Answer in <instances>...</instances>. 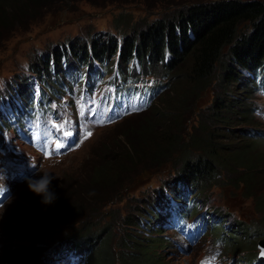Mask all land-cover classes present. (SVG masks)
<instances>
[{"label":"trees","instance_id":"1","mask_svg":"<svg viewBox=\"0 0 264 264\" xmlns=\"http://www.w3.org/2000/svg\"><path fill=\"white\" fill-rule=\"evenodd\" d=\"M69 1L0 0V45L17 28L26 29L27 23L37 20L39 14H52ZM108 4L119 5L117 8L137 4L144 18L157 11L151 19L134 23L130 30L124 27L117 32L121 40L119 53L125 62L136 57L146 70L154 71L153 65L165 68L164 72L167 69L173 94L167 90L163 94L167 98L164 102L162 95L158 105L144 111L140 118L149 120L140 126L135 118L126 117L128 119L121 122L114 133L117 136L120 132L124 139L119 134L114 146H111L114 139L103 146L104 161L88 163L81 169L83 172L80 170L60 184H52L58 196L52 205L42 204L41 197L27 189L24 200L7 214L22 229L34 228L28 247L11 248L6 242L9 227L1 229V240L8 253L6 258L15 264L43 250L46 242H34L41 238L37 236H43V229L51 221L66 220L85 206H91V210L99 207L103 198L124 179L123 173L130 175L147 158L156 165L162 159L166 161L145 173L170 164L178 168L186 180L195 185L200 183L201 188L221 171L228 173L231 180H242L247 193L256 184L259 188L255 190L264 187V153L256 149L257 144L248 137L254 127L251 83L243 78L250 67L264 64V0H170L166 4L162 0H108ZM96 35L106 36L111 41L94 39V57L99 58L98 55L117 47L114 35L104 31ZM71 40L78 43L72 45V49L79 50L80 61L87 65L91 61L87 38L75 36ZM165 47L171 52L167 63L163 62ZM58 48L59 45H54L40 57L37 51L31 57L30 68H47L50 60L59 62ZM240 86L244 90H239ZM205 91L211 94L210 98L196 105L193 100ZM158 134L160 140L155 142ZM149 142L157 146L149 150ZM106 166L114 169L112 176ZM116 180L119 183L114 186ZM253 196L255 207L263 216L264 193L253 190ZM130 227L134 231L127 232L123 248L118 252L121 262L167 264L158 251L160 243L154 237L141 236L136 231V222ZM111 232L109 227L105 235H100L97 241L100 250L94 264H113L106 244ZM86 243H92V236ZM23 252L27 255H22Z\"/></svg>","mask_w":264,"mask_h":264},{"label":"rangeland","instance_id":"2","mask_svg":"<svg viewBox=\"0 0 264 264\" xmlns=\"http://www.w3.org/2000/svg\"><path fill=\"white\" fill-rule=\"evenodd\" d=\"M169 1L170 0H162V2L165 4L168 3ZM117 7L120 6L108 4V0H71L67 3L65 7H60L59 9L55 10L52 14H44V15L39 14L37 16V20L35 21L31 20L32 22L29 21L27 23V26L25 27L26 29L17 28L14 34L11 35L7 40H5L0 45V77L13 74L17 70L20 71L23 66H27L31 63V57L35 53H37V51L39 50L43 51L47 47H50L53 44L62 41L65 38L69 40L74 36H83L86 35L87 33L96 34L99 31H106V30L110 31L111 33L119 32L124 27H126L127 30H130L131 26L134 23L141 24L144 21L151 19L157 13L156 11L155 13H151L149 16L144 18L143 11L139 8L137 4L128 6L127 8H117ZM118 15H122V16L119 20H116V17ZM170 71L172 72V70ZM169 77H171V74H169ZM172 89H174V87L172 88L170 85L164 91H162V93H159L156 96L157 98L155 97L154 100L155 104L153 106L159 104V100H160L159 97L162 96L167 90H168L167 93L173 94ZM239 90L241 91L244 90V87L240 86ZM210 96L211 94L205 91L199 97H196V99L193 100V102L196 105H199L201 102L205 101V99L206 100L209 99ZM164 97H166V95H163L161 97L164 99L163 102L167 99ZM20 102H21V98L18 97L16 99H11L10 101H8V103L14 107L19 105ZM6 110L7 109H5V111ZM145 110L147 111V108ZM142 113L143 112L134 113L132 116L128 118H135L136 124L140 126L144 124L146 120H149V118H146V120L144 121L142 118H140V116H142ZM257 117L260 122L264 123V120L259 115H257ZM257 117L255 116L256 119ZM128 118H124L123 120L118 121L115 124H112L114 118L109 117L101 120L98 123L99 128L96 130L93 137L89 139L86 143L79 144L75 154H73L71 157L66 159L63 162V164L60 165L59 167L45 170L52 172L58 177L56 180L52 181V184L54 185L55 182L56 184H60L63 179H67L69 177H72L76 173H80L79 171L83 167L85 168V166L88 163H90L89 165H91L92 163L98 164L100 160L104 161L106 157L104 154L103 146L111 142L113 139L114 141L111 144V146H114L115 141L117 140L119 134L121 135V138L124 139L123 135L120 132H118L117 136L114 133L119 130L120 123ZM106 131H108V134ZM158 133H159V129H158ZM157 137L158 138H155V142L160 140L159 134L157 135ZM155 142H153L154 144L152 142H149V150L150 148H154L152 146H157ZM256 149H259L264 153V151L262 150L264 149V144L259 143ZM165 161L166 159H162L160 163L156 165V164H151L150 159L147 158L145 161L139 163L136 168L137 170L130 173V175H128L129 173L126 174L123 173L124 179L121 181V183H119V180L118 181L116 180L114 186L119 183L118 186L113 190H111V192L108 195H106L103 198V200H105L107 197L115 196L117 192L120 191L124 185L131 184L132 182H134L135 179L144 176L145 171L147 169L157 168L162 166V164ZM107 162L108 160L106 161V163ZM106 167H108V174L112 176L114 169L110 168L109 166ZM81 172H83V170H81ZM18 183L19 185H21L22 181H18L14 185L15 186L14 194H16V196L13 199V201L10 204L7 205L5 204V208L0 209V214H2L0 215V230L7 225L10 229V235L7 238L6 242L9 243L11 248L22 247L25 249V247H28L30 243L32 231L34 230V228L22 229L21 227H19V224L16 223V221L10 218L7 214L11 210H14L17 207L18 203L24 200L23 197L26 191H28L27 189H29L26 183V185L24 187L22 186L21 189L19 190ZM139 183H144V180H141ZM217 187L219 186L215 184L214 185L210 184L205 189L206 190L215 189ZM257 188H259V186L256 184L254 187H252V190L249 194L247 192H246L247 194L246 193L243 194L241 193L240 189H235L236 192L234 193L235 195L234 203H232L223 192V194L225 195V202L227 203L228 207L236 208L237 210H238L237 206H241V205L246 206L247 201L253 205L251 201V198L253 196V190L257 193L259 192L264 193V187L261 190H255ZM107 192L108 190L103 193V196ZM197 197L199 199L203 198V196H200L199 194ZM141 201L142 200L140 199L139 201L136 202V204L141 205ZM22 203L21 205H26ZM96 204L97 203L93 205L95 206ZM130 205L132 206L133 204ZM97 208L98 206L93 210H91L92 209L91 206L82 207L75 214H71L70 218H67L66 220L57 218V220L51 221V223H49V226H54L57 224L58 226L63 225L64 227H66L67 223L75 221L78 215L81 214L83 211L85 217L92 218L93 216H96L99 213ZM114 210H115L114 221L116 224L121 225L117 215V212L119 210L118 208ZM256 215L257 216L260 215L264 220V216H262L260 212H258V214ZM231 223H236L242 228L245 227V225H242L241 221L238 222L231 221ZM16 229L17 231L15 232ZM0 241L3 244V248L0 245V261L4 263L3 261L5 259L3 258V256H5L7 251L5 250L4 242L1 240V236H0ZM122 241L123 238L121 236L119 239L118 238L115 240H113V238L109 239L106 244L109 247V249H111V245L113 243L117 242L118 244H122ZM169 253L170 252L167 251L165 255ZM6 255H8V253ZM22 255L26 256L27 252H23ZM189 258L190 256H185L184 258H181L178 263L174 261H168V264H182ZM26 264H29V260L26 262ZM113 264H119V262L115 260Z\"/></svg>","mask_w":264,"mask_h":264},{"label":"clouds","instance_id":"3","mask_svg":"<svg viewBox=\"0 0 264 264\" xmlns=\"http://www.w3.org/2000/svg\"><path fill=\"white\" fill-rule=\"evenodd\" d=\"M152 105H154V103ZM151 106L148 109H150ZM31 166L35 169L33 174L24 177L29 190L41 197L42 204L52 205L58 199L57 193L52 188V181L56 180L58 177L50 171H44L40 174L36 171L37 167L35 165ZM7 179L8 177L5 170L0 168V209L5 208V204H10L14 199L7 185Z\"/></svg>","mask_w":264,"mask_h":264},{"label":"bare ground","instance_id":"4","mask_svg":"<svg viewBox=\"0 0 264 264\" xmlns=\"http://www.w3.org/2000/svg\"><path fill=\"white\" fill-rule=\"evenodd\" d=\"M162 93V92H161ZM157 98V97H156ZM148 109V108H147ZM131 115V114H130ZM129 115V116H130ZM128 117V116H126ZM125 117V118H126ZM124 118H122L121 120H123ZM120 120V121H121ZM183 218V214L182 212H180L179 210L177 209H174L171 211V214H170V221L178 228V229H181V227L179 226V221L182 220Z\"/></svg>","mask_w":264,"mask_h":264}]
</instances>
